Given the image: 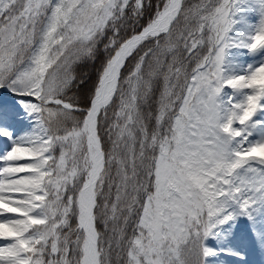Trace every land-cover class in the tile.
<instances>
[{
	"label": "rangeland",
	"instance_id": "obj_1",
	"mask_svg": "<svg viewBox=\"0 0 264 264\" xmlns=\"http://www.w3.org/2000/svg\"><path fill=\"white\" fill-rule=\"evenodd\" d=\"M167 3L0 0V90L33 99L0 92V113L6 114L0 129L23 118L28 142L38 139L40 154L19 161L11 157L15 142L6 144L0 197L13 195L24 208L0 212V239L12 238L13 262L4 264L81 263L84 238L75 218L86 173L85 129L67 134L70 141L50 137L35 103L55 91L57 74L89 50L113 18L131 7L157 14ZM263 8L264 0H183L171 30L139 49L141 61L119 85L112 128L104 131L106 117L99 122L109 148L94 214L101 264H211L206 245L220 239L243 248L240 223H264L262 166L248 161L220 179L201 170L225 152H250L248 134L264 94V75L251 68L254 55L264 60ZM232 52L247 64L241 76L248 100L230 74ZM257 183L262 192L254 191ZM253 195L258 204L249 207ZM29 204L32 212L25 210ZM6 212L24 220L4 219ZM217 223L225 224L224 233L213 230ZM259 247L264 255V243Z\"/></svg>",
	"mask_w": 264,
	"mask_h": 264
},
{
	"label": "bare ground",
	"instance_id": "obj_2",
	"mask_svg": "<svg viewBox=\"0 0 264 264\" xmlns=\"http://www.w3.org/2000/svg\"><path fill=\"white\" fill-rule=\"evenodd\" d=\"M183 0H168L167 5L156 15V17L153 19L152 22L149 23V26L151 28H154L155 34L164 35L167 34L169 31L168 29L172 27L174 22L177 20L176 16L178 15V11L180 6L182 7ZM264 13V8H263ZM168 31V32H167ZM251 31V30H250ZM166 32V33H162ZM249 32V30H248ZM247 32V33H248ZM138 37H132L131 39H128L121 49H119V52L115 55L114 59L112 60L111 64H109V68L107 71V80L104 85L102 86V93H100L93 105L92 110L95 111L94 113L88 114L85 122V142L87 146V153H86V179H85V186L83 190L81 191L80 195V204H79V219L77 220V231L78 233H83L85 235V241L82 248L81 253V263L80 264H101V258L99 255V237L97 230L95 228V219H94V212L96 210L97 206V185L98 182L105 171V157L103 156V150L102 145L98 133V124H99V114L98 111L102 112V108L100 107L104 105V103L109 102L112 97L117 93L119 90V78L122 73V68L124 67L125 60L130 56L131 53L135 51V46L137 45ZM138 47V46H137ZM232 58H231V64L229 66L230 68V74H233L234 77H238V89L244 90V94H242L245 97V100H248L249 96L246 95V92L248 91L247 83L243 82L242 80V74L246 71L247 64L242 63V59L239 58L236 53L232 52ZM259 55L264 56L263 53H260ZM258 55H254L253 64L251 65V68L255 69L256 71H259L264 75V60L255 59ZM234 58V59H233ZM241 76V77H240ZM100 86V88H101ZM250 90L256 88V86H250ZM240 90H235L233 93H240ZM239 95V94H238ZM257 107L262 106L261 104L264 103V94H260V96L257 99ZM89 108L88 111L91 109ZM258 113L256 114L257 117L253 118L255 120V127L253 128V131H251V134L249 133V139L247 140L248 147L250 148V152L246 153L245 155H238L233 156L232 154H229L228 152H225L221 154V157H217L213 163H210V165L204 166L201 168V170L205 171L210 176H216L218 179L224 177V175L228 174L233 171L237 170L240 166L252 162L256 165H260L264 168V125L262 118L260 119V111H262V108L257 110ZM256 111V112H257ZM20 120V119H19ZM21 127V129H20ZM24 128L20 121H15L13 123L12 127L9 126V130H1L0 134L4 135L6 138H10V134L12 131H14V136L12 139H10L11 142H15L13 146V152L12 157L19 160H36L39 157V153L37 152V144L39 143L38 139H35L34 136L30 138V142L26 144L27 148L20 149L17 144H24L27 139L28 130L25 132V130H22ZM20 129V130H19ZM23 131V132H22ZM260 131V137L255 140V132ZM16 134V135H15ZM17 139H14V138ZM29 138V136H28ZM50 157V156H49ZM12 185L8 183V187H6V192H8L9 187ZM254 191L256 192H262L263 191V185L257 183L253 184ZM12 189H18L12 187ZM246 192L248 189H244ZM17 193V192H13ZM7 200L4 198L2 199L0 197V212L2 209L6 207L7 211L14 210L22 211L24 208L23 205L18 199H15V196L6 195ZM257 195H253L251 198L247 199L248 206L257 205L259 198H256ZM6 201V203H5ZM251 201V202H250ZM247 203H244V205ZM244 205H240L242 209H244ZM32 206L29 204L27 207H25V210L27 212H32ZM259 212V211H258ZM2 215V214H1ZM260 216H264V212H259ZM4 219H15L20 221H23L24 218H22V214H12L11 212H6ZM36 223H39L36 221ZM213 230L217 232L224 233L225 230V224L224 223H217L213 226ZM243 237H241V240L243 242V253L246 254L248 264H260V261L264 262V255L260 253V247L259 245L261 243H264V223H254V224H243L240 223V229H238ZM234 231V230H233ZM238 235V234H237ZM16 237H19L21 235L16 234ZM5 237V236H2ZM243 238V239H242ZM12 238L6 237V239H3L1 243L6 241V249L0 251V264L13 262L11 261V254L12 252H9L8 249L11 248V245L9 244L11 242ZM207 250L209 251L208 260L211 262V264H237L232 258L235 257V251L231 249L230 245L226 244V242H223L220 239H216L213 242H211V245H206ZM3 249V248H2ZM217 249H221L224 251L226 257L221 254ZM15 250V249H14ZM226 251H231L229 256L226 254ZM99 255V257H98ZM239 256V253H237V258ZM229 257V258H228ZM256 259H260V261H257ZM99 261V263H98Z\"/></svg>",
	"mask_w": 264,
	"mask_h": 264
},
{
	"label": "trees",
	"instance_id": "obj_3",
	"mask_svg": "<svg viewBox=\"0 0 264 264\" xmlns=\"http://www.w3.org/2000/svg\"><path fill=\"white\" fill-rule=\"evenodd\" d=\"M155 15L156 9L148 13L146 8H127L117 18L115 17L109 22L104 32L97 35L91 48L70 68L57 74L54 81L55 91L52 95L41 98V104L38 106L39 117L50 135L59 136L66 133H75L83 126L84 121L78 113L68 112L53 105L46 106L43 103L49 98H62L69 99L78 106L88 107L106 64L115 51L124 41L139 33ZM139 54V51L136 52L127 61L123 78L132 72L141 61ZM155 92L154 102L158 99L159 90H155ZM119 105L120 99L116 98L113 105L106 112V123L103 125L104 131H107L110 127ZM102 140L104 149H108L106 135L105 139L102 137Z\"/></svg>",
	"mask_w": 264,
	"mask_h": 264
},
{
	"label": "water",
	"instance_id": "obj_4",
	"mask_svg": "<svg viewBox=\"0 0 264 264\" xmlns=\"http://www.w3.org/2000/svg\"><path fill=\"white\" fill-rule=\"evenodd\" d=\"M155 29L154 28H151V26H148V27H146L140 34H138L137 35V37H138V42H137V45H139L144 39H146V38H148L149 36H156V35H158V34H155ZM162 33H164V32H162ZM110 66L108 65V68H109ZM108 68L105 70V72H104V74H103V76H102V78H101V84L100 85H104L105 84V82H106V80H107V71H108ZM100 93H102V86H101V88L100 89H98V91H97V93H96V97L100 94ZM96 97H95V99H96ZM95 101V100H94ZM94 103V102H93ZM92 103V104H93ZM107 104V102L106 103H104V105H106ZM104 105H102L100 108H102ZM90 114L91 113H93L94 111L91 109L90 111Z\"/></svg>",
	"mask_w": 264,
	"mask_h": 264
}]
</instances>
